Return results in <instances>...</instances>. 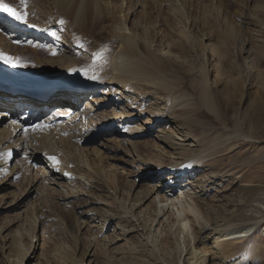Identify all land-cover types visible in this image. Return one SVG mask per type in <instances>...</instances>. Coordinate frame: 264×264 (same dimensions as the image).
I'll list each match as a JSON object with an SVG mask.
<instances>
[{
    "label": "rangeland",
    "instance_id": "1",
    "mask_svg": "<svg viewBox=\"0 0 264 264\" xmlns=\"http://www.w3.org/2000/svg\"><path fill=\"white\" fill-rule=\"evenodd\" d=\"M31 1L7 0L6 3L26 13L28 20L25 24L30 26L41 18L32 12L27 14L28 2L42 5L48 13L46 19H42L46 22L41 28L44 35L28 39L26 35L16 36L15 31H3L5 40L0 41V52L18 57L21 66L12 67L0 61L1 66L32 74L66 70L80 58L91 57L100 43L106 40L104 32L95 36L91 29L72 31L70 27L61 26V22L53 21L46 0ZM107 1L113 7H120L121 12L115 13L116 16L126 12L125 27L138 33L133 24L134 15H140L142 4H145L143 11L148 10L147 0H129L133 12L125 9L123 0ZM174 1L179 4L178 0ZM237 1H241L242 6ZM237 1L221 0L236 33L240 35L243 16H249L247 12L254 5L264 6V0ZM160 6H164L162 2ZM179 8L183 14L187 12L185 6ZM238 8L241 16L235 10ZM196 15L197 12L190 10L187 21L190 18L193 21ZM152 17L151 14L150 21ZM172 23H168V28L174 30ZM203 24H194L196 32L198 29V33L203 34L208 29L206 32L211 40L219 37L222 26H214L210 22L208 26ZM150 25L144 27L149 28ZM152 25L161 34L166 31L156 19ZM45 34L54 39L49 41ZM42 37L46 38L44 43ZM233 52V63L239 68V74L247 72L255 63L264 68V52L251 64L247 59L242 61L235 49ZM180 57L177 59H183L184 67H194L184 71L173 68L178 72L177 79L184 85L186 83L188 91H192L193 77L202 74L200 61L204 60L207 66L205 60H208V70H212L207 76L208 90L218 97L220 116H225L227 123L198 102L196 111L200 114L199 121L206 124L209 131L218 137L216 139L214 136L203 139L199 133L201 126L188 132L182 123L173 122L187 115L162 118L148 127L145 123L147 113L136 114L131 119L122 115L112 117V113L120 112L124 107L130 113L141 108L152 109L157 114L164 109L166 95L145 83L122 91L107 83L86 90L80 88L82 96L73 100L76 107L64 114L54 113L56 109L57 112L67 110V106L52 103L39 111L31 110L27 115L25 109L18 110L13 116H9L7 110L0 112V156L9 154L6 168H13L8 173H0V264H76L78 258L82 264H182L185 248L193 244L194 230H208L211 224L219 230L225 229L230 222L225 223L223 216L230 212L246 216L255 214L253 218L234 223L251 225L253 230L245 238L234 241L232 245L238 246V250L231 260L237 263V256L247 257L249 264H264V102H248L247 89L243 91L246 100L240 102L239 96L232 98L228 84L222 83L223 75L222 80L214 77L215 65L207 53L200 57L198 52L185 50ZM239 121L244 134L235 130V123ZM34 125L40 127L34 128ZM248 125L256 129L255 136H246ZM131 127L144 130L134 136L131 135ZM187 133L190 136H185ZM165 137L173 142L176 151L179 147L189 148L195 151L196 156L188 161L186 171L190 174L173 183H168L167 179L160 187V176L151 175L145 165L134 164L132 158L137 154L135 147H139L137 150L151 164L158 162V154L166 162L179 161V156L171 154L174 149L167 146ZM64 145L66 147L62 149ZM50 154L63 165L73 167L76 173L67 177L61 172L51 173L46 162ZM95 165L102 166L100 173L107 172L118 180L116 191L108 189L103 177L95 171ZM89 175L95 180L88 178ZM166 194L177 198H167ZM177 199L181 200L182 217L187 221L186 229L179 233ZM207 208L210 209L209 214H204ZM111 211L116 216L102 224L101 216H108ZM122 227L125 233L118 236ZM18 237L24 250L28 251L23 260L17 257Z\"/></svg>",
    "mask_w": 264,
    "mask_h": 264
},
{
    "label": "bare ground",
    "instance_id": "2",
    "mask_svg": "<svg viewBox=\"0 0 264 264\" xmlns=\"http://www.w3.org/2000/svg\"><path fill=\"white\" fill-rule=\"evenodd\" d=\"M123 1L125 9L133 12V9H131L128 4L129 0ZM3 2L6 3L7 0H3ZM161 2L164 6H160ZM237 2L241 4V1ZM46 3L49 5L48 12L52 14L53 21L61 22V26L70 27L72 31H77L79 29L85 31L91 29L95 36L104 32V35L105 33L107 35L106 40L100 43L99 48L94 51L91 57L80 58L76 63L69 65L67 68L65 67L68 72L64 69L65 71L57 70L44 72L42 74H32L27 72H15L0 65V82L5 80L19 81V83L25 85L22 87L24 90H27L25 87L29 86L30 91L29 93L17 96H11L6 92L0 91V97L10 102L7 104L0 103V112H6L7 110L10 112L9 116H13V113L16 114L18 110L25 109L27 115L31 110L39 111L43 106L45 107L52 103L67 106V110L57 112L56 109L54 113L55 115L64 114L66 111L76 107V104L73 102L74 98L78 97V99H80L82 96L79 94V91H77L78 87L79 89L86 90V88H94L95 86L107 83L109 85H114L116 90L119 89L122 91L129 86L145 83L152 86L154 91L162 92L166 95L164 109H160V111H157L159 113L155 114V111L152 109L144 110L137 108L135 112L130 113L124 109V107L120 112L112 113V117L122 115L123 118L127 117L131 119L136 114L147 113L148 118L145 120V123L148 127L160 121L162 118H178L179 116L187 115L184 119L174 120L173 122L178 123L176 121H179L184 127H187L186 130H188V132L193 129L197 130L201 126L199 133L203 139L213 138L212 136L216 139L218 137L212 134V131H209L206 124H204L203 121H199L198 118L200 114L196 111V103L198 102L197 104L204 106L208 112L216 115L220 121L224 123L227 121L225 116H220L218 97L214 92L208 90L210 86L207 83V76L212 70H208V60H205L207 66L204 60H201L199 67L201 68L200 71L202 74L193 77L192 80L194 84L192 85V91H188L185 87L186 83L184 85L182 81L177 79L178 72L173 69H182L184 71L194 68L193 66H188V68L184 67V63H182L183 59L178 61L177 58H181L180 56L185 50L186 52L190 51L192 53L198 52L200 57H203L204 52L208 54V59L213 60L215 65V69H213L215 73L214 77L222 80L221 75H223L224 81L222 80V83L228 84L227 88L232 98L239 96L240 102L243 99L246 100V98L248 102H264V68H259L255 63L248 68L249 70L247 72L239 74V68L233 63L234 49L238 56H241L242 61L247 59L249 64L259 59L260 54L264 52L263 5L252 6L247 12L249 16H243L241 19L243 25L242 34L238 35V32L236 33L237 30L234 29L230 21L231 17L226 13V6L222 4L221 0H178L179 4H175L174 0H147L148 10L144 12L143 8L145 4H142L140 6V15H134L135 20L133 24L134 27H137L138 33L130 27H125V22L127 21L126 12L121 14L122 17L116 16L115 13L120 14L121 12L120 7H113L107 0H46ZM37 4V6L30 2L27 4V14L29 15V13L32 12L41 18L37 24H33L34 26L19 22L10 17L7 13L0 11V41L5 40L3 38L4 35L2 36V32L5 30L15 31L14 33H16V36L24 37L26 35L28 39H34L40 35H44L41 28L46 22L42 21V19L45 20V15H48V13L44 11L42 5H39V3ZM179 6H185L187 12L183 14L182 8L180 10ZM190 10H194L195 13L197 12L193 21L191 18L187 21V13H189ZM235 10L238 11V16H241V9L238 8ZM151 14L153 16L152 21L149 20ZM155 19L160 22V26H162L164 30L166 29L162 34L153 28L152 24ZM169 20L171 22L173 21L174 30L168 28V23H171ZM209 22L214 26H222L217 39L211 40L212 38H210L207 33L209 32L208 29L205 30L203 34L198 33L200 32L198 29L197 32L194 29V24L204 23L203 25L208 26ZM149 24H151L149 28L144 27V25ZM112 25H114V28ZM259 25H263V27L260 28ZM116 29H118V31H116ZM260 33H262L261 36L257 38ZM47 36L50 38L49 41L54 39L50 37V35ZM140 36H143V38ZM41 39L43 40L42 43L46 41V38L42 37ZM153 43L154 45L152 46ZM188 65L193 64L189 63ZM40 67L41 66H39V68ZM41 72L43 71L41 70ZM92 77H95V79ZM58 87L62 88L64 91L55 93L58 91ZM250 88L256 89L250 90ZM244 90L248 91V96L246 98H244ZM189 121L191 123H189ZM113 123L114 122H112V125L117 127L116 123ZM180 123H178V125ZM142 130H144L142 127H131L130 132L131 135L133 134L136 136L138 132ZM235 130L240 132V134H244V132L242 133L240 121L235 123ZM247 131L248 134L246 136L249 137H253L257 133L256 129L251 125H248ZM188 135L189 133L185 136ZM164 140L165 143L168 144L167 146L174 149V153L172 152L171 154L179 156V161L172 163L169 160L166 162L163 160L162 155L158 154V156H156V159H159L158 162L151 164V161L147 160L144 154L137 150L139 147H135L137 154L132 158L134 164L141 163L145 165L144 167L151 175L160 176L159 181L161 185H158L160 187L166 183L167 179H169L168 183H173L176 179L184 178L187 174H190V171H186L189 165L188 161L196 156L194 150L179 147L177 149L178 151H176V149L173 148L174 144H172V141L166 137ZM128 144L129 143H127V145ZM139 146L141 145L139 144ZM65 147L66 145H64L62 149ZM49 156L52 157L51 154ZM49 156L46 157V162L48 166H51H49V168H51V173L61 172V175L66 177L76 173L73 167L63 165L55 156V161L50 160ZM8 159L9 154L7 153L0 156V173H8L13 169L6 168ZM173 167H175V169H173ZM94 168L95 171L103 177L102 179L107 183L108 189L110 188L116 191L119 186L118 180H115V177L112 174H107V172L104 174L100 173V168H102V166L98 167L95 165ZM89 177H91L90 179H94L93 176L89 175L88 178ZM95 182L93 184H96ZM96 186L98 185L96 184ZM165 196L167 198H177L175 195L172 196V194H166ZM96 203L98 202L96 201ZM175 204L179 205V207H176V223L178 227H181L178 228L179 233V231L186 229L187 221L182 217L184 209L181 200L177 199ZM121 207L123 212H125V208H123V206ZM209 211V208L205 209L204 214H209ZM115 216L116 214L111 211V214L108 216H101L100 221L102 224H107L108 221ZM223 217L225 223L232 222L233 225L229 223L230 226L219 230L215 224H211L212 226L208 228V230H204L203 228L194 230L193 236L191 235L193 244L188 249L185 248L182 264L250 263L247 257L237 256V263L231 260L232 257L237 255H234V252L238 250V246L234 247L232 245L234 241L245 238L253 230V226L251 225L238 226L235 224V226L234 223H240L239 221L253 218L255 214L254 216H246L239 212H230ZM119 232L118 236L123 235L125 233L124 227H122ZM34 236L35 235H33V237ZM16 239L17 257L19 260H23L28 251H25L26 249L24 250L21 238L18 237ZM57 252H59V250ZM59 254H61V252ZM19 260H17V262ZM75 263L82 264V261L78 258L75 260ZM172 264H175V262Z\"/></svg>",
    "mask_w": 264,
    "mask_h": 264
},
{
    "label": "snow or ice",
    "instance_id": "3",
    "mask_svg": "<svg viewBox=\"0 0 264 264\" xmlns=\"http://www.w3.org/2000/svg\"><path fill=\"white\" fill-rule=\"evenodd\" d=\"M0 11L7 13L10 17L14 18L19 22L27 23L26 13L19 12L18 10L11 7L8 3H4L3 0H0ZM0 61L12 67L21 66V62L18 57H11L4 54L3 52H0ZM92 78L95 79V77ZM33 127L39 128L40 125H34ZM25 131H27V129H25ZM49 159L55 161L54 157H49Z\"/></svg>",
    "mask_w": 264,
    "mask_h": 264
}]
</instances>
